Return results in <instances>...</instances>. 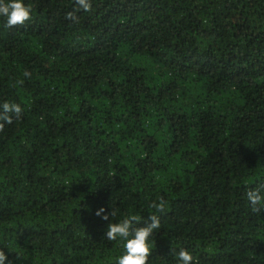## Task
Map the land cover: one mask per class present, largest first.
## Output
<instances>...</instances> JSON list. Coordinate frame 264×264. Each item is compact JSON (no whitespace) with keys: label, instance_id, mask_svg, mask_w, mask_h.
<instances>
[{"label":"trees","instance_id":"1","mask_svg":"<svg viewBox=\"0 0 264 264\" xmlns=\"http://www.w3.org/2000/svg\"><path fill=\"white\" fill-rule=\"evenodd\" d=\"M23 2L0 17V104L23 109L0 131L8 260L117 264L108 223L155 214L147 264H264V0H91L78 22Z\"/></svg>","mask_w":264,"mask_h":264},{"label":"clouds","instance_id":"2","mask_svg":"<svg viewBox=\"0 0 264 264\" xmlns=\"http://www.w3.org/2000/svg\"><path fill=\"white\" fill-rule=\"evenodd\" d=\"M77 7L74 11L66 14V19L78 22L76 15L80 10H91V0H75ZM31 5H26L23 0H0V17L6 18V27L12 28L18 25H24L31 20ZM26 78L31 76V73L25 70ZM19 85H23L24 81H17ZM23 112L22 107L18 103L3 102L0 104V131H3L5 123L11 125L15 120H19ZM252 211L260 212L262 209L258 205L264 204V195L261 194V189L249 190L247 193ZM167 201L161 197L159 202H152L150 207L158 213H164L166 210ZM104 208L96 211L95 215L104 221H108L109 217L116 215L115 211L111 210L108 214ZM103 214V215H102ZM150 221V222H149ZM144 226L141 224V218L137 215H131L120 222L108 223L105 232V238L109 241H116L118 238L124 241V252L117 258V264H147L148 258L151 255V247L149 238L153 236L156 229L160 228V218L155 214H150L148 220L144 221ZM178 264H193V255L184 248H180L176 253ZM12 264L3 250H0V264Z\"/></svg>","mask_w":264,"mask_h":264}]
</instances>
